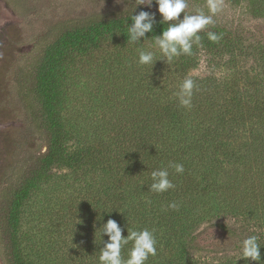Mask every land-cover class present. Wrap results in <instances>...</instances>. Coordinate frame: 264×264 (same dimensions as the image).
<instances>
[{"label":"trees","instance_id":"obj_1","mask_svg":"<svg viewBox=\"0 0 264 264\" xmlns=\"http://www.w3.org/2000/svg\"><path fill=\"white\" fill-rule=\"evenodd\" d=\"M72 1L80 10L49 26L14 78L33 145L43 149L21 152L0 191L2 264H99L109 219L122 237L153 231L157 255L147 264H257L240 258L252 235L264 264L263 39L213 23L191 55L169 63L154 47L168 27L155 2L118 0L119 11L85 17L116 0ZM226 1L264 21V0ZM140 12L154 17L152 31L130 42ZM140 50L155 53L152 65L138 63ZM202 60L209 73L192 75ZM186 77L195 83L189 108L174 95ZM160 170L175 187L155 193L151 173ZM225 220L232 224L199 235ZM224 237L238 240L233 255L193 252Z\"/></svg>","mask_w":264,"mask_h":264},{"label":"rangeland","instance_id":"obj_2","mask_svg":"<svg viewBox=\"0 0 264 264\" xmlns=\"http://www.w3.org/2000/svg\"><path fill=\"white\" fill-rule=\"evenodd\" d=\"M87 5L84 3L83 7ZM120 7L121 3L116 0L114 4L104 9L88 8L82 13L85 17H91V14L102 11H119ZM79 10L74 7L72 0H0V191L7 186L9 171L21 152L30 150L32 153H39L43 149L42 143L37 142V145H33L25 116L15 97L13 86L16 71L27 65L35 51V45L45 36L49 26L74 15ZM188 11L190 14H196L198 11L209 14L206 0H188ZM213 21L215 24L244 33V37L249 40L253 36L264 41V21L253 18L248 13L245 3L232 6L223 0L222 9L213 16ZM209 71L208 65L202 60L191 74L204 76ZM219 224L231 225L232 221L205 224L199 229V235L205 233L209 227ZM3 238L0 229V239ZM238 246L236 238L224 237L211 251L196 246L193 252L195 255L208 257L224 253L233 255L239 250Z\"/></svg>","mask_w":264,"mask_h":264},{"label":"clouds","instance_id":"obj_3","mask_svg":"<svg viewBox=\"0 0 264 264\" xmlns=\"http://www.w3.org/2000/svg\"><path fill=\"white\" fill-rule=\"evenodd\" d=\"M143 4L144 0H137ZM155 2L158 5V13L162 17V23L168 25L159 37L153 38L154 47L159 53L167 58L171 63L181 55H191L193 43L200 45L201 37L199 33L207 26L214 23L213 16L216 15L223 6V0H206L208 13L198 11L196 14L186 12L188 0H148V5ZM181 14L183 18L181 19ZM154 17H150L146 12H140L133 17V26L129 28L128 35L130 42H135L139 37H144L145 33L152 31ZM149 21V22H146ZM207 37L211 42H219L221 36L209 31ZM155 53L153 51H139L138 63L140 65H152ZM194 80L186 77L179 85V91L174 93L182 107L189 108L192 103ZM170 168H174L175 173L182 174L184 167L182 164L169 163ZM152 190L155 193H164L173 189L175 185L169 179L168 170L154 171L151 173ZM169 208L177 209L178 205L173 202ZM219 219V218H218ZM102 232L108 235L109 242L105 245L99 256V264H147L149 257L157 255V242L153 231L148 229L129 230L127 237H122L121 229L117 223L111 219L104 225ZM131 242L127 259L121 255L122 247ZM261 245L258 237L249 236L242 242V255L240 258L254 262L261 261Z\"/></svg>","mask_w":264,"mask_h":264}]
</instances>
